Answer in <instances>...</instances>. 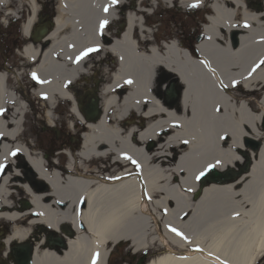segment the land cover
<instances>
[{
  "label": "bare ground",
  "instance_id": "bare-ground-1",
  "mask_svg": "<svg viewBox=\"0 0 264 264\" xmlns=\"http://www.w3.org/2000/svg\"><path fill=\"white\" fill-rule=\"evenodd\" d=\"M11 1L0 0V10ZM174 1L208 8L211 16L194 41L161 47L135 39L144 30L132 11L118 29L130 0H57L54 28L44 42L30 44L39 2L24 0L30 14L14 86L0 75V221L11 225L0 240V260L8 246L31 239L34 228L64 224L72 235L62 234L65 250L37 243L32 264H93L94 256L95 264H105L120 242L133 254L165 248L147 264H256L264 255V65L252 71L264 60V6L257 11L244 0ZM170 2L141 1L166 9ZM88 48L99 51L77 61ZM93 69L102 76V117L85 122L78 155L66 168L57 166L34 151L21 130L31 109L22 101L26 88L33 89L41 121L43 108L48 125L55 124L51 114L61 100L80 125L81 104L72 107L75 86ZM173 80L179 87L175 104L163 92ZM254 90L262 91L256 107L249 99ZM242 151L250 156L248 172L204 186L195 196V177L208 164L220 161L219 170L242 164ZM13 194L22 195L29 209L20 211Z\"/></svg>",
  "mask_w": 264,
  "mask_h": 264
},
{
  "label": "rangeland",
  "instance_id": "rangeland-1",
  "mask_svg": "<svg viewBox=\"0 0 264 264\" xmlns=\"http://www.w3.org/2000/svg\"><path fill=\"white\" fill-rule=\"evenodd\" d=\"M137 4L133 5V2L129 3L126 8L129 11H136V12H140V11H144L145 9H137L136 8ZM155 6V5H152ZM174 7L172 8V10L170 9H166L164 7H159L158 5L156 7H158V9L161 11L160 13L155 14L153 17H151V19H146L145 24L149 27V24H151L152 22H158V25L156 26L158 29V34L162 35V32L165 33V35L167 34V38H169L171 35H174L176 37H180L182 40H185L184 43H188L190 41V39H192L194 36V34H198L202 32V25L205 24V15L210 14V10L207 9H196V14H194V17L192 16V19H187L184 16L183 10L185 9H180L176 3H174L173 5ZM148 9V7H145ZM123 12V11H122ZM170 12L172 13L170 16ZM180 12V13H179ZM126 13V12H123ZM145 13V12H144ZM148 13V12H147ZM134 15H140V14H135ZM138 18V16H136ZM144 14H143V18H144ZM173 18V22L171 24V21L169 18ZM192 23V25H191ZM150 28V27H149ZM153 33H155V29L153 27L150 28ZM171 39V38H169ZM188 39V40H186ZM154 45V44H152ZM159 46V45H157ZM194 50V49H193ZM93 70H97V69H93ZM91 70V71H93ZM99 73V72H98ZM102 77V76H101ZM93 79H89L88 82L85 81H79V84H77L75 86V88L77 89L78 92H81L83 90H89L88 88L92 86L91 81ZM94 80H98L94 79ZM175 81V80H173ZM168 86H170L169 84H167V90H168ZM85 88V89H84ZM87 88V89H86ZM179 88V87H178ZM166 90V92H167ZM179 90V89H178ZM31 91L32 89L28 90L27 95L29 98V101L32 103L36 102L35 98H33V96L31 95ZM164 92V90H163ZM164 92V93H166ZM255 98H260L261 94H254ZM58 105L57 108L54 109L52 111V118L54 119L55 124L52 123V127H48V123L46 121V119H44L45 116V110L42 108V119H43V125H41V113L36 112L35 108L33 109L32 107V114L30 113V117L28 118L29 120H27V125H26V135L28 136V141H30V145L32 146V149L34 151H36L37 153H40L41 155L46 156V159L49 158L48 154L50 150H52V152L55 151H60V150H67L68 148L72 149H77V147L80 145L77 144L76 140L74 141L72 138L74 137V139L78 138L76 136V130L79 128L74 127L75 121L69 117V107L66 106V103L64 101L58 100ZM36 106V105H35ZM31 111V110H30ZM27 118V117H26ZM37 119V120H35ZM39 120V121H38ZM38 121V122H37ZM78 127H81L80 125H76ZM43 128V129H42ZM76 128V129H74ZM42 131L44 133V137L42 136ZM60 131V133H58ZM31 138V140H30ZM81 142V141H79ZM75 155V154H73ZM54 156V155H53ZM50 159V158H49ZM49 161V160H48ZM89 170H91L89 168ZM42 191H45V188H42ZM14 198L11 200L12 203H14L15 205H17V207L19 208V210H22V205L21 202H23L22 195H18V194H13ZM49 199L47 198L45 201L47 202ZM23 226H25V228H27L28 226L26 224H24ZM11 229V225L6 224L3 221H0V232L4 231V234L0 236V239H2V237H4V235L8 234V232ZM39 229L38 228H34L33 229V242L37 241L39 239ZM169 248L175 252H177L174 247H172L169 244ZM4 247L0 246V255L2 252H4ZM165 248L164 247H159L158 245H155L153 249H150L147 251V255H148V260L149 259V255H158L160 254L162 251H164ZM143 253L140 252L139 255H134L132 254L130 248L128 247V244L126 243L125 246H119L118 249L116 250V255L120 256L122 260L126 261L125 263H129V262H134L137 258L140 257V255H142ZM135 259V260H134ZM261 260L258 262V264H264V257L260 258ZM145 261V262H146ZM110 262H112V264H121V261H116L115 259L111 260Z\"/></svg>",
  "mask_w": 264,
  "mask_h": 264
},
{
  "label": "flooded vegetation",
  "instance_id": "flooded-vegetation-1",
  "mask_svg": "<svg viewBox=\"0 0 264 264\" xmlns=\"http://www.w3.org/2000/svg\"><path fill=\"white\" fill-rule=\"evenodd\" d=\"M39 3L37 4L38 6V13L35 16L33 25L30 28L29 31V40L28 42L30 44H40V36L43 34L45 31H50V26L49 23H53L52 19L54 17V8L56 7V2L57 0H37ZM142 0H130L129 3L133 2L134 4H137L136 8L137 9H145L144 11L140 12H133L135 14H140L137 15L138 18H143V14H151V17H153L155 14L160 13L161 11L158 9L156 6H152L154 4H149V3H141ZM252 0H249V3H251ZM252 7H255L254 4H249ZM145 7H148L145 8ZM145 12V13H144ZM148 12V13H147ZM14 13V14H11ZM29 12L27 10L26 4L24 0H12L9 2L6 7L1 8L0 10V75H3L5 78V83L11 88L14 86L13 82V75L18 67V65L21 63L22 60V49L24 47V36L22 34V27L25 24L24 22L27 20L29 16ZM170 12V16H171ZM134 15V14H133ZM194 13H189L186 12V16L188 19H192V16ZM147 18L148 19H151ZM194 17V16H193ZM171 21V24L173 22V18H169ZM35 24V26H34ZM158 25V22H152L149 24V27H156ZM157 29V28H156ZM171 38H173L171 36ZM176 42H181L183 44H189L192 39L188 43H184L185 40H182L179 36L175 37ZM152 42L155 44H162L164 40H166L165 33L162 32V35L158 34V29L157 33L152 34L151 38ZM188 40V39H186ZM113 68H111L109 71H107V75H110L111 71ZM98 70L90 71V75L88 79L85 82H88V80L91 78L93 79L91 81L92 86L89 87V90H83L81 92H78L76 89V92L74 93L73 96H75V99L82 108L85 107V105L90 101V99L93 97L94 98V92L95 90H98L100 88V85L102 83V77L101 73H98ZM98 80H94L97 79ZM81 82V81H80ZM79 84V83H78ZM26 87V85H25ZM28 87L26 88V90ZM85 89V88H84ZM87 89V88H86ZM26 92V91H25ZM18 97H20V92L18 93ZM25 100L24 104L27 106V109H29V99L26 97V99H22V101ZM35 104L32 105V108L34 109ZM39 112V111H37ZM27 117V118H26ZM30 117V109L29 113L24 117L27 120ZM25 120V119H24ZM130 121H134L131 119ZM41 125H43V120L41 121ZM43 129V128H42ZM82 127L76 130V136L78 137L77 139L75 138L77 144L80 142V135L83 133ZM60 133V132H58ZM42 136L44 137V133L42 131ZM74 140V141H75ZM54 155V153L52 154ZM46 159V156H44ZM148 258L147 254L141 255L139 258H137L134 262H129L130 264H140L144 262ZM128 263V264H129Z\"/></svg>",
  "mask_w": 264,
  "mask_h": 264
},
{
  "label": "water",
  "instance_id": "water-1",
  "mask_svg": "<svg viewBox=\"0 0 264 264\" xmlns=\"http://www.w3.org/2000/svg\"><path fill=\"white\" fill-rule=\"evenodd\" d=\"M97 100L91 101L88 105V108L85 110L84 115L88 120H97L99 118V112L97 110ZM98 115V116H97ZM250 168V163L247 160L246 164L241 168V170L236 173L233 170L228 169L225 172H220L218 169L214 168L210 171H208L205 176H203L200 179V187L201 189L203 186L216 183V184H222L229 181H233L237 179L239 176L243 175L244 172H247ZM201 191V190H200ZM199 191V192H200ZM29 205L25 203L24 209H28ZM66 234H69L68 231L65 232ZM49 239V238H48ZM51 246H54L53 239L50 241ZM61 248L65 249L64 244L59 242V245ZM33 251L34 247L29 244H17L15 247L11 249V257L14 261V264H32L33 263Z\"/></svg>",
  "mask_w": 264,
  "mask_h": 264
},
{
  "label": "snow or ice",
  "instance_id": "snow-or-ice-1",
  "mask_svg": "<svg viewBox=\"0 0 264 264\" xmlns=\"http://www.w3.org/2000/svg\"><path fill=\"white\" fill-rule=\"evenodd\" d=\"M117 2H118V0H110V4H111V5H116ZM197 6H198L197 4H192V5H190L189 7H191V8H195V7H197ZM104 11L107 12V11H108V8L106 7V8L104 9ZM107 23H108V22H107L106 20H105V21H101V23H100V31H101V33L103 32V30H104L105 26L107 25ZM245 26H247V25H245ZM97 51H99L98 48H88V49H85L83 52L80 53L79 56H77L76 59H77V61H79V60L82 59L83 57H87L90 53L97 52ZM260 65H264V60H261L260 63H259L258 65H256V66L252 69V71L255 72V71H256V68L260 67ZM31 78H32L33 80L37 81L38 83H44V81H40V80L38 79V77H37V75H36L35 73H32V74H31ZM127 83H131V81H127ZM236 83H237V82L234 81V82H233V85L235 86ZM44 98L46 99V97H44ZM185 143H187V141H185ZM12 155H16V153L13 152ZM125 159H128V157H125ZM219 164H220V161H216V163H210V164H208L207 167L205 168V170H204V171H201V172L195 177V179H196V180H200L203 176H205L206 172H208V171H210V170H212V169L218 167ZM3 168H4V165L0 164V171H2ZM169 230L172 231L173 233H175L177 236H180L182 239H185V240H186V237H184L183 234L180 233L177 229H175V228H170ZM97 255H98V254H97ZM95 259H96V258H95V256H94V257H93V264H95Z\"/></svg>",
  "mask_w": 264,
  "mask_h": 264
}]
</instances>
